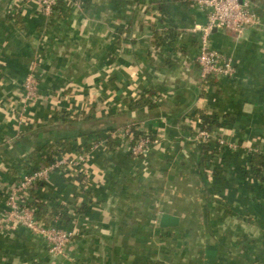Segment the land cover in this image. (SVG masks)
<instances>
[{
    "label": "crops",
    "instance_id": "1",
    "mask_svg": "<svg viewBox=\"0 0 264 264\" xmlns=\"http://www.w3.org/2000/svg\"><path fill=\"white\" fill-rule=\"evenodd\" d=\"M154 0H59L47 13L36 2L0 0V217L23 175L88 151L84 167L50 173L30 193L51 225L75 235L61 255L25 227L0 226V264H264V0L238 37L214 29L213 48L232 55L233 77L203 85L198 63L204 9L176 3L160 23ZM172 29L158 46L152 28ZM36 66L38 99L20 120L23 83ZM154 90L156 106L136 107ZM215 114V153L187 131V115ZM127 126L155 136L136 157L118 136ZM72 138L63 150L46 146ZM232 145V146H230ZM56 161V160H55ZM164 214L177 217L162 226Z\"/></svg>",
    "mask_w": 264,
    "mask_h": 264
},
{
    "label": "built area",
    "instance_id": "2",
    "mask_svg": "<svg viewBox=\"0 0 264 264\" xmlns=\"http://www.w3.org/2000/svg\"><path fill=\"white\" fill-rule=\"evenodd\" d=\"M38 3L42 9L50 13L59 0H27ZM194 6L204 9L208 22L205 25H195L191 30L200 35L198 63L201 69L203 85H208L212 76L233 77L237 67L232 55L221 52L211 45V35L214 29L230 30L241 37L249 25L258 24L259 15L253 10L251 0H189ZM23 104L20 110V120L27 119L26 111L29 105L38 99L39 79L34 66L23 83ZM190 121V120H189ZM193 124H195L193 122ZM134 128V129H133ZM138 127L127 126L120 130L118 136L128 141V149L136 157L145 156L149 147L155 142L150 135L136 137ZM218 139L221 145L226 141L219 137L218 130H203L196 128L192 136L194 141L209 143L211 139ZM232 146V145H230ZM88 151L84 150L73 155H61L55 162L33 170L19 180L12 187L7 196V210L0 217V226L10 229L25 227L34 235L43 238L49 244L52 255H61L72 241L75 232L56 225H46L36 217L35 209L29 205L30 189L39 181H45L50 173L66 169L67 167H84L88 162Z\"/></svg>",
    "mask_w": 264,
    "mask_h": 264
},
{
    "label": "trees",
    "instance_id": "3",
    "mask_svg": "<svg viewBox=\"0 0 264 264\" xmlns=\"http://www.w3.org/2000/svg\"><path fill=\"white\" fill-rule=\"evenodd\" d=\"M176 3L182 4V5H187V4H190V1L189 0H154V2H153L154 7L158 11H160L162 14V18L160 19V23L172 20V17H171L172 7ZM159 27L160 26L157 25V26H154L152 28L153 42L156 45H158L159 47L173 42L175 36L173 34L172 29L160 31ZM154 93H155L154 90H147L143 93H140L139 97L134 100L136 107L148 106L150 108H153L154 106H156L157 103L154 102L152 99V95ZM187 117L190 120V123H193V122L196 123V122H198V120H200L198 127H199V129H203V130L211 131L215 127L219 126V124H220L218 122L217 116L215 114L208 115L207 113H205L201 109L195 110L194 112L188 114ZM187 131L190 133L191 136H193L195 134V130L192 126H190V127L188 126ZM145 134H146V132H144V131L135 130L136 137L139 135H145ZM148 135H150L152 140H155V136H153L152 134H149V133H148ZM73 140H75V139H72V138L60 139L54 143L47 144L46 146L50 150L53 147H59L58 148L59 150H63V148L66 145L72 144ZM200 144L202 146L204 159H207L210 155L215 153L213 148L210 145H208V143L201 142ZM58 154L59 153L55 154L54 150L51 151V153L49 154V161H50L49 163L50 164L55 162V160H56L55 156H57ZM252 164H253L255 175L260 176L262 169H264V155L260 154V153L254 154L253 158H252ZM39 183H41V181H39L38 183L33 185V187L30 189V193L35 188V186H37ZM29 205L33 209H35V214H36V217L39 219V221L43 222L46 225H51L50 220L53 219V217L55 215L54 212L48 214V212L45 209V205L43 203H41L37 197H35L34 200L29 201Z\"/></svg>",
    "mask_w": 264,
    "mask_h": 264
},
{
    "label": "water",
    "instance_id": "4",
    "mask_svg": "<svg viewBox=\"0 0 264 264\" xmlns=\"http://www.w3.org/2000/svg\"><path fill=\"white\" fill-rule=\"evenodd\" d=\"M177 220H178L177 217H174L170 214H164L161 219V225L162 226L175 225Z\"/></svg>",
    "mask_w": 264,
    "mask_h": 264
}]
</instances>
